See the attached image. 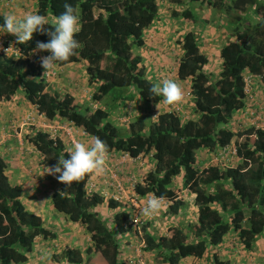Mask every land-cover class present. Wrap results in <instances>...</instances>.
I'll use <instances>...</instances> for the list:
<instances>
[{"label": "trees", "instance_id": "1", "mask_svg": "<svg viewBox=\"0 0 264 264\" xmlns=\"http://www.w3.org/2000/svg\"><path fill=\"white\" fill-rule=\"evenodd\" d=\"M65 2L33 0L31 11L44 15L48 21L45 27L52 30ZM67 2L80 17L82 27L75 38L82 47L68 61L56 65L83 62L87 84L93 87V102L109 95L117 102L136 95L151 104L164 100L150 92L156 82L148 76L137 52L145 42L146 29L158 19L164 5L172 7L174 17L184 20L197 18L195 4L230 16L228 28L234 39L219 49L217 74L210 70V57L201 49L195 26L178 40L181 52L170 72L174 81L187 82V100L193 102L194 117L185 118L181 112L165 109L149 122L132 117L119 126L111 120L109 108H81L70 94L48 89L44 68L39 65L40 56L48 53L38 51L40 55H33L37 42L49 40L41 33H34L32 40L24 44L16 43V37L10 40L20 56L0 52V101L22 91L48 121L64 119L89 136L99 137L107 144V153L148 156L152 164L134 192L138 197L152 193L163 197L167 216L179 214L187 202L185 195H193L197 208L194 224L186 228L173 225L160 236L147 230V225L141 226L145 242L142 251L153 253L157 264H180L182 259L197 263L208 255L211 264H231L218 253L226 238H235L244 250H250L256 238L264 234V129L235 117L248 106L246 75L264 92V0ZM257 14L260 18L255 20ZM3 17L0 13V23ZM121 127L125 132L121 133ZM28 138L48 168L63 156L69 158L58 134L52 138L39 130ZM232 143L236 154L228 158L229 163H206L200 157L202 150L218 154ZM6 169V158L0 155V264H24L34 239L53 233L46 229L39 214L27 209L21 186L10 181ZM91 176L88 173L79 181L63 183L51 196L52 206L82 224L90 234L92 245L85 252V264H129L122 255L120 235L133 234V225L128 223L130 208L110 198L107 206L111 214L101 215L98 208L104 205L105 197L87 191ZM65 254L68 262L82 263L80 250L66 248ZM92 254L103 262H92Z\"/></svg>", "mask_w": 264, "mask_h": 264}, {"label": "crops", "instance_id": "2", "mask_svg": "<svg viewBox=\"0 0 264 264\" xmlns=\"http://www.w3.org/2000/svg\"><path fill=\"white\" fill-rule=\"evenodd\" d=\"M11 1L0 0V13L4 16L16 14V9H19L23 13L20 12V15H16V17L22 19L25 14L32 12L33 0ZM165 16L167 15L161 12L158 19L146 29L145 42L137 50L144 60V65L147 67L148 76L152 78L156 74V78L160 82L166 79L173 80L171 72L168 71L176 66L178 61L177 54L181 52L178 41L176 42L177 49L169 47L166 33L170 32V28L166 26ZM156 22H161L162 25L160 26ZM184 33L185 30H181L180 38H178L181 39ZM198 34L200 42L205 39L201 33ZM0 36L9 39L15 38L11 34H2ZM171 37L173 36L171 35ZM166 47L167 49H165ZM163 49L168 52L166 58H163ZM156 54L158 55L156 56ZM209 67L213 74L218 73V67L215 69L212 64ZM166 70L167 72L165 73ZM51 71L52 76L47 80L49 90L58 92L60 95L70 94L81 108L89 107L94 109L100 106L109 108L106 103L111 100L112 107L109 108L110 118L119 126H124L132 117L143 118L147 115L150 120L155 119L160 112L170 108L171 103H165L164 100L158 104H151L142 102L137 95L131 100L120 99L118 102L117 100L112 101L113 97H109L103 105H100V102H93L90 98L93 87L87 84L83 62L69 63L62 66L56 65ZM175 82L180 86L183 93L187 88V82ZM254 85L253 99H249L248 106L244 111H240L235 115L239 121L246 124L253 123L256 118L253 116L259 113L261 104H264V92L259 85L255 83ZM132 94L134 93L132 92ZM181 101L185 104L183 107L186 110L187 117H194L195 115L192 113L193 102H189L187 98L184 99L183 95ZM55 126L63 127L57 129L56 135L58 134L62 137L67 149L76 142L89 145L92 143L93 137L86 134L82 128L76 127L64 119L57 118L48 121L44 114L40 113L26 99L22 91L17 92L9 100L0 101V155L6 158V173L12 183L21 186L23 190L22 200L27 209L39 214L46 229L53 233L46 238L37 236L34 239L33 249L29 254L28 261L24 264H77L67 261L66 248L80 250L82 253L80 255L82 263L80 264H85L84 261L87 258L85 252L92 245L90 234L82 224L73 222L65 215L54 210L51 196L54 191L62 188L63 182L57 179L58 173L51 174L47 172L48 167L42 164L41 155L28 138L39 130L49 133L52 127ZM200 154L203 161H207L206 163H210L213 155H216L206 150H202ZM151 164L152 160L148 156H140L135 160H123L118 153H107L103 170L92 172L89 181L94 184V191L105 197L104 205L98 208L100 214L104 217L111 214V210L107 206V200L115 195L118 190V184L124 190V199L121 201L129 206L130 203L125 198H127V194L131 193V183L140 181L143 173L148 170ZM110 170L116 172L117 184L109 181L108 172ZM149 198L150 195L139 199L140 215L142 221H144L143 224L147 225V230L155 235L167 234L169 227L173 225H182L186 228L192 221L196 222L197 208L193 203V197H190V200L185 203L179 214L175 216H167L165 214L167 203L163 201L162 207L157 213L151 217H146L143 215L142 210ZM120 242L123 257L127 260L136 257L138 254V240L133 234L120 235ZM141 252V264H157L158 260L156 261L153 253ZM218 253L222 259L229 260L231 264H264V234L256 238L250 250H244L235 238H226L224 243L219 246ZM90 257L92 262L100 263V260H102L94 254ZM211 260V256L208 255L197 263L182 259L180 264H211Z\"/></svg>", "mask_w": 264, "mask_h": 264}, {"label": "clouds", "instance_id": "3", "mask_svg": "<svg viewBox=\"0 0 264 264\" xmlns=\"http://www.w3.org/2000/svg\"><path fill=\"white\" fill-rule=\"evenodd\" d=\"M64 11L57 17L56 24L52 30L46 28L48 21L44 15L38 12H30L21 18L13 14L3 17L0 23V35L11 34L16 37V43L24 44L32 40L34 33L46 34L49 37L47 42H37L34 51L47 52V56L40 59L41 66L45 73L55 68L57 62L68 61L76 54V50L82 47L75 38L81 31V21L75 8L66 2L63 5ZM150 92L154 96H162L165 103H172L182 99L180 86L170 79L153 83ZM107 144L99 137H93L91 145L76 142L66 149L69 158L64 156L58 159V163L52 168H47L49 173H58L57 179L65 184L79 181L83 176L94 171H102L105 164ZM163 197H158L154 193L146 202L142 213L146 217H151L162 207Z\"/></svg>", "mask_w": 264, "mask_h": 264}, {"label": "rangeland", "instance_id": "4", "mask_svg": "<svg viewBox=\"0 0 264 264\" xmlns=\"http://www.w3.org/2000/svg\"><path fill=\"white\" fill-rule=\"evenodd\" d=\"M5 1H9V0H5ZM11 1V0H10ZM12 2V1H11ZM20 7V6H18ZM196 7V14H197V18L195 20H184L182 18H175L172 14V7L169 6H163L162 7V12L165 13L167 16H165V23L166 26H168L170 28V32L166 33L168 36V43H169V47L171 46L172 48L174 47L175 49H177V41L179 40V36H180V31H186L189 27H194L196 28V31L198 33H201V35H203L202 37H204L205 39H203L201 41V49L204 53H206L211 60V64L214 65L215 69L217 67H219V56H218V49L225 43V42H229L231 40L234 39V37L231 35L230 33V29L228 28L229 26V21H230V16L226 13V12H218L215 11L213 9H209L206 6H202V5H197L195 4ZM17 8V6H16ZM16 14L13 15H20V12L23 13L22 11H20L19 9H16ZM253 18L255 20L260 18V14L258 15H254ZM157 24H159L160 26L162 25L161 22H156ZM155 23V24H156ZM175 32L172 34V32ZM173 37H171V35ZM179 37V38H178ZM0 38L3 41H9L11 40V38H4L2 36H0ZM167 49V47L165 48ZM165 49H163L164 54H163V58H166L167 56V51H165ZM174 49V50H175ZM173 50V49H171ZM148 52V51H146ZM158 54H156L157 56ZM172 69V68H171ZM170 69V70H171ZM214 69V70H215ZM153 72L155 73V71L153 70ZM167 72V70L165 71V73ZM170 72V71H168ZM156 74H154L152 76V79L158 83L160 82V80L158 78H156ZM128 90H132L131 88ZM111 95L107 96L106 98H103L100 101V105H103L104 103L107 102V100L109 99ZM113 96V94H112ZM264 98V96H263ZM143 102V101H142ZM109 108L112 107V102L111 100H108V102L106 103ZM143 104V103H142ZM261 108H264V104H261ZM147 122L150 121V117L149 116H144L143 117ZM121 133L124 130V127L120 128ZM228 160V159H227ZM225 160L226 163H229L230 160ZM190 197H193V195H185V200L188 201L190 200ZM195 222L192 221V224H194Z\"/></svg>", "mask_w": 264, "mask_h": 264}, {"label": "built area", "instance_id": "5", "mask_svg": "<svg viewBox=\"0 0 264 264\" xmlns=\"http://www.w3.org/2000/svg\"><path fill=\"white\" fill-rule=\"evenodd\" d=\"M9 42H10V40L9 41H3L0 38V52L20 56L21 53L18 51V49L14 48L13 44H11ZM33 55L35 56V55H40V54L38 51H34ZM33 55L31 56V60L34 59ZM41 57H43V55L40 56V59H41ZM39 65L41 66L40 60H39ZM50 76H52V71L50 70L47 73H45V69H44V78L46 81L50 78ZM244 82H245L244 91L247 95V98L253 99V97H254L253 89L255 86L254 85L255 80L252 79V77L250 75H246L244 78ZM182 95L184 96V99L188 98L189 91H187V89L184 90ZM184 105L185 104L182 103L181 100L175 101V102H172L170 104L169 110L181 112L183 117L188 118L186 115V110L183 107ZM253 117H256V118L253 120V123H251V125H255L257 127H261L264 129V108H261L259 113H257ZM58 128H63V127L62 126L52 127V130H50L48 133L50 135V137H52V138L56 137V131ZM118 154H120V156L123 160H135V159H138L140 156H143V155H138L137 157H131L128 153H118ZM235 154H236V148H235L234 143H232V144L227 145V146L223 147L222 149H220L218 154L213 155V157L211 158V161H217L218 163H223L221 165H224V163H226L225 160L233 157ZM108 177H109L110 182H116V184H117V180H116L117 174L114 170H110L108 172ZM136 183H137V181H133L131 183V193L130 194L126 193L127 198H125L126 201H128L130 203L129 208L131 211V216L129 217L128 223L133 225V235L138 240V243H137L138 254L136 255V257L128 260L129 264H141V255H142L141 251L145 247V242H144L143 234L141 231V226L143 225L144 221H142V219H141L140 206H139L140 205L139 199L142 197H138V195L134 192V188L136 186ZM94 187H95L94 184L92 182H89L87 185V191L89 193L93 192L95 190ZM117 187H118V190L112 198H114L117 201L122 202L121 200L124 199V190L120 184H118ZM163 201L166 203L165 199H163ZM122 203H124V202H122Z\"/></svg>", "mask_w": 264, "mask_h": 264}]
</instances>
